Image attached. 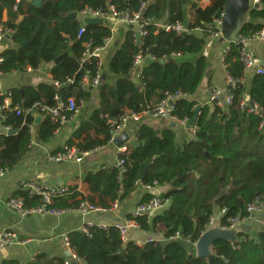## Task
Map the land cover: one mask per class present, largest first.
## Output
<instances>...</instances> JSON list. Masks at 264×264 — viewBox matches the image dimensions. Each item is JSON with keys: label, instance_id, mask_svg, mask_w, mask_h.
Here are the masks:
<instances>
[{"label": "trees", "instance_id": "obj_1", "mask_svg": "<svg viewBox=\"0 0 264 264\" xmlns=\"http://www.w3.org/2000/svg\"><path fill=\"white\" fill-rule=\"evenodd\" d=\"M202 1L41 0L40 6L29 3L28 14L16 23L26 0H0V19L6 10L5 27L14 30L11 39L15 44L14 49L2 53L0 72L37 69L42 63L53 65L52 84L12 90L11 104L2 111V125L17 132L0 133V169L4 173L15 170L30 151L32 141L41 144L52 141L58 124L41 111L42 107H53L57 97L62 101L73 97L87 101L92 97V91L83 89L82 83L87 75L93 77L101 60L92 56L82 63L83 54L88 43L93 49L104 47L111 37V29L104 25H85L82 19L74 20L68 15L81 16L86 10L108 13L112 8L118 13H140L142 20L149 21L146 35L136 40L134 30L127 34L108 65V72L116 81L102 84L98 90L99 108L82 121L66 145L83 152L102 149L112 140V121L127 113L142 114L167 95L176 93L186 96L175 102L177 119L191 121L196 108H201L196 133L193 139L180 144L173 129L157 131L141 122L135 143L127 145V152L120 155L126 164L122 177L116 167L87 173L84 182L90 194L84 197L76 188H69L68 193L55 199L53 208L76 209L84 201L108 208L115 201L127 199L138 185H157L168 187L162 197L170 200L169 207L151 221L144 216L135 219L141 230L154 236L162 232L169 240L181 232L184 238L198 242L220 211L226 212L220 218L223 225L228 218L246 217L250 203L256 199L264 201V127H260L262 119L250 113L241 101L256 103L264 110V75L255 74L248 89L239 46L232 44L225 58L228 76L235 82L229 87L232 103L200 106L195 96L205 76L206 59L199 55L207 35L213 31L214 19L221 17L226 3V0H210L212 4L203 8ZM187 5L191 7L190 18ZM176 24L185 26L187 31L180 34L165 31V26ZM82 27L85 33L79 37ZM263 28L264 0L259 8H250L249 19L239 25L238 34L250 37ZM196 30L203 34L197 35ZM140 51L150 61L143 66L139 79L127 78L135 76L133 63ZM63 55L66 57L56 64ZM4 101L0 97V107ZM37 104L41 107H36ZM148 166L151 169L142 179ZM91 194L101 197L99 204ZM21 196L29 208L40 204L39 197L29 199L27 193ZM152 197V192L147 193L140 204ZM247 225L250 230L234 240L216 242L214 254L208 260L197 258L183 239L153 241L142 246L124 243L114 226L106 230L92 227L90 235L75 231L68 237L71 250L85 264H264V226L255 222ZM41 262L63 264L64 260L38 255L30 264ZM4 264L17 263L6 261Z\"/></svg>", "mask_w": 264, "mask_h": 264}, {"label": "crops", "instance_id": "obj_2", "mask_svg": "<svg viewBox=\"0 0 264 264\" xmlns=\"http://www.w3.org/2000/svg\"><path fill=\"white\" fill-rule=\"evenodd\" d=\"M35 1L26 0L23 12L18 16L16 23H20L23 20L29 12V3L32 2L34 5ZM211 4L210 0L201 2L203 8H207ZM186 12L190 18L191 7L189 5H187ZM83 17L82 14L81 16L78 15V19H82V21ZM7 19V11L5 10L1 20L5 24ZM248 19L249 11H246L240 19L239 24L248 21ZM103 25L109 27L112 34L106 40L104 49L98 53V56L103 62V84H113L116 78L108 72L109 62L124 42L127 34L132 30L136 32V29L127 24L118 23L113 18L104 21ZM238 27L225 31L226 34L221 39L206 37V45L199 55L206 59V72L200 89L195 96V100L200 106L208 104L212 88L219 89L224 95L229 90L230 78L226 70L224 50L229 41L237 37ZM195 33L197 35L203 34L201 30H196ZM14 48L15 44L10 36L3 38L0 41V58L2 53ZM250 48L255 53L258 66L264 69V41H251ZM186 58L193 60L191 57ZM147 61L149 59L142 63V68ZM52 67V64L42 63L37 69L28 67L23 71L9 74L0 72V90L12 93V90L23 89L26 86L36 87L44 83L52 84ZM255 74V70H250L245 75L244 82L248 89ZM132 77L136 79L135 76L132 75ZM90 91H92V97L86 101L84 111L76 120L71 121L59 132L56 131L50 143L41 144L35 140V144L31 146L30 151L22 159L18 167L10 173H5L4 177L0 178V232H15L21 240L26 241L25 244L1 249L0 264H4L6 261H14L17 264H30L34 262L38 255H45L51 260H68L67 255L70 253L65 245L64 236H68L75 231H81L90 224L96 226H114L116 223L124 222L132 216L136 207L140 205L141 200L149 193L143 185H138L132 195L125 200H120L118 210L114 214L92 213L82 216L77 212H68L60 217L48 214L22 216L20 213L7 207L6 203L11 197L21 196L25 193V184L30 181L43 183L51 188H76L84 197H87L90 193L88 186L84 182L85 175L90 172L99 171L100 169H112L115 167L118 149L111 143L98 151L92 152L79 163H51L48 161V155L62 152L64 147L67 146L66 142L74 138V134L81 126L82 121L87 120L93 111L99 108V91ZM143 123L150 125L157 131H162L165 128L173 129L178 136L177 140L180 144L193 139V135L189 131L177 125L173 128L169 122L146 119ZM140 124L142 123L132 122L129 124L128 129L125 131L129 136L128 143L125 145L126 147L135 143V133ZM4 129L2 120H0V133L5 132ZM167 189L168 187H160L158 192L163 194ZM91 196L95 198V203H100L101 197L98 194H91ZM106 201L110 203V200L107 199ZM153 236V234L145 232L140 228L130 229L127 242L134 244L138 242L143 243ZM189 248L190 252H192L191 247ZM78 263L85 264L82 260ZM39 264L45 263L41 262Z\"/></svg>", "mask_w": 264, "mask_h": 264}, {"label": "built area", "instance_id": "obj_3", "mask_svg": "<svg viewBox=\"0 0 264 264\" xmlns=\"http://www.w3.org/2000/svg\"><path fill=\"white\" fill-rule=\"evenodd\" d=\"M251 7L258 5L260 7L262 5V0H250ZM85 17L91 18H100L106 21L109 18H113L118 23H124L129 26H133L136 29V40H139L142 36L146 35L145 28L149 24V21L142 20L141 14H129V13H118L114 8H112L108 13H103L101 11H92L86 10L82 13ZM225 13L221 15V17L214 19L212 28L213 31L210 32L207 36L213 39H221L225 35L224 30V22L223 17ZM166 32H175L177 34L186 32L187 29L185 26L181 24L176 25H168L164 27ZM14 33L13 29H6L4 22L0 19V41L6 36H10ZM85 33V27H82L79 31V37ZM251 41H264V28L259 32L253 34L250 37H245L242 35H237V37L226 45L224 50V59L227 54H229L231 45L236 44L239 46V57L240 61L243 64L245 75L250 70H255L256 74L264 75V69L258 66L255 53L250 48ZM105 46V45H104ZM104 47L101 48H92V44H86V51L83 54L82 63L86 62L92 56H98ZM99 57V56H98ZM101 60V59H100ZM146 60L143 56V53L140 51L138 55L134 59L133 63V73L136 78H140L142 71V63ZM3 62V59L0 58V64ZM103 83V62L100 61L98 63V69L96 73L92 76H86L82 83V88L85 90H98L100 85ZM235 85V82L230 79V86ZM58 86V85H56ZM11 96L12 93L10 91H1L0 97L4 98V105L0 107V118L3 119L2 111L6 110L11 104ZM186 96L182 93H176L173 95H167L164 100L157 103L156 105L150 107L147 111L142 114L135 113H127L123 115L116 121H112L110 123L111 131L115 134L112 136V140L110 141L113 144V140L116 136L121 135L127 129L130 123H141L146 119H152L156 121L175 123V125L182 127L183 129L189 131L193 136L196 133V127L189 126L190 121L188 120H179L174 116L175 110V102L179 99L185 98ZM56 104L53 107H42L41 111L50 115L52 120H54L58 124V128L56 131H60L66 125H68L71 121L76 120L81 113L84 111L86 106V101L84 99H76L71 98L68 101H62L58 97L56 98ZM232 103V96L228 90L227 94L224 95L219 89L212 88L211 96L209 98L208 105L210 107L215 106H228ZM242 106L249 107V112L254 115L260 117L262 122L260 127H264V110L257 105L256 103L249 102L247 100L241 101ZM36 107L40 108V104H37ZM32 110H28L26 112H31ZM21 111L18 110V114ZM9 129H4L5 133L8 132ZM35 144V141L31 142V146ZM100 150V149H99ZM98 151V150H96ZM95 152V151H94ZM127 152V147L124 146L117 150L115 167L120 172V177L126 172V164L123 159L120 158V155H124ZM92 152H83L78 150L76 147H64V150L60 153L54 155H48V161L51 163H69L75 162L79 163L83 161L86 157H88ZM4 172L0 169V178L4 177ZM146 191L152 192L153 197L145 204H140L136 207L132 214L131 219H126L122 223H116L114 227H116L121 235V239L124 243L128 241V232L130 229L139 228V225L136 223L135 219L139 217H146L148 220H152L156 215L166 210L170 205L169 199H164L162 197V193L158 192L159 187L157 185L154 186H144ZM69 189L67 187H56L51 188L43 183H39L36 181H30L25 184V193H27L28 198L31 199L33 197H39L40 204L36 207H27L26 200L24 196H13L11 197L6 205L9 209L20 213L22 216H30V215H52L56 217H60L68 212H77L82 216H86L92 213H108L114 214L118 210L119 201H115L110 204L108 208H103L100 206H96L90 204L88 201L82 202L78 208L70 209V210H60L53 208L55 203V199L62 197L66 193H68ZM225 210L220 211L218 216H215L211 219L209 227L213 224L215 220L220 221V218L225 215ZM246 217H241L240 215L228 218L226 220L225 225H223L220 221L222 229H236L239 228L243 224H248V222H255L260 226H264V201L256 199L252 203H250L246 208ZM98 227L100 229L106 230L109 227L108 225H88L84 227L81 231L86 235H90V228ZM184 240L187 244L190 245L191 248H195L197 242L191 240L190 237L184 238L181 232H178L175 236L171 237L169 240L180 241ZM165 238L162 232L158 233L156 236L148 238L143 243H136L137 246H142L146 243H151L153 241H158L160 243H165L169 241ZM65 245L69 250L72 259L65 260L63 264H71L73 261L79 262L80 259L73 253L70 248L69 237L64 236ZM26 241H23L19 238V236L12 231H3L0 232V250L8 247L25 244Z\"/></svg>", "mask_w": 264, "mask_h": 264}, {"label": "water", "instance_id": "obj_4", "mask_svg": "<svg viewBox=\"0 0 264 264\" xmlns=\"http://www.w3.org/2000/svg\"><path fill=\"white\" fill-rule=\"evenodd\" d=\"M183 1L184 3L187 2V0H183ZM34 5L40 6L41 0H36L34 2ZM250 8H252L250 4V0H226L225 11H224L225 15L223 17L224 30L228 31V30L234 29L237 26H239L240 25L239 21L242 18L243 14L246 13V11H249ZM254 8H259V7L258 5H255ZM68 16L74 20L78 18L77 13H70ZM83 23L85 25H103L104 20L100 18L84 17ZM188 34H192V32H188ZM27 44L28 43L24 44V46H26ZM65 57L66 55H63L62 57L58 58L56 60V64L60 63ZM171 62H173V59L171 60ZM131 77H132L131 75L127 76V78H131ZM101 87L102 85H100L98 90H100ZM200 109H201L200 107L196 108L195 116L190 121L189 126L194 127L196 125L197 116L199 114ZM0 120L2 119L0 118ZM175 126H176L175 123H171V127L174 128ZM16 132L17 130L9 129L7 134L14 135L16 134ZM111 135L114 136L115 134L112 132ZM128 140H129L128 133L124 132L121 135H118L114 138L113 144L114 146L117 147V149H120L128 143ZM150 169H151V166H148L144 170L142 174V179L146 176V174L149 172ZM249 230H250V226L247 224H243L239 228H236V229H222L220 221L215 220L213 224L210 226V228L200 237V239L198 240L196 244V247L191 248V251L195 252L197 258H203V259L208 260L214 254L213 247L216 242L220 240L232 241L239 234L248 232ZM67 257L68 259H72V256L70 254H68ZM71 264H79V263L77 261H73Z\"/></svg>", "mask_w": 264, "mask_h": 264}, {"label": "rangeland", "instance_id": "obj_5", "mask_svg": "<svg viewBox=\"0 0 264 264\" xmlns=\"http://www.w3.org/2000/svg\"><path fill=\"white\" fill-rule=\"evenodd\" d=\"M102 152V151H101ZM100 153V152H99ZM96 154H98V153H96ZM218 216V215H217ZM215 217V216H214ZM210 227H208V229H209Z\"/></svg>", "mask_w": 264, "mask_h": 264}, {"label": "bare ground", "instance_id": "obj_6", "mask_svg": "<svg viewBox=\"0 0 264 264\" xmlns=\"http://www.w3.org/2000/svg\"><path fill=\"white\" fill-rule=\"evenodd\" d=\"M85 17V16H84ZM136 79H138V78H136ZM205 105H207V104H205Z\"/></svg>", "mask_w": 264, "mask_h": 264}]
</instances>
